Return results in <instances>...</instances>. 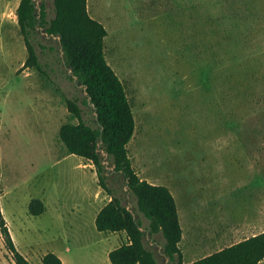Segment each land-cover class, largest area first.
<instances>
[{
  "label": "rangeland",
  "instance_id": "rangeland-1",
  "mask_svg": "<svg viewBox=\"0 0 264 264\" xmlns=\"http://www.w3.org/2000/svg\"><path fill=\"white\" fill-rule=\"evenodd\" d=\"M33 1L37 12L43 5L46 20L54 16L53 0ZM18 3L0 0L1 213L30 264L60 253L66 241L71 251L65 260L93 264L79 242L108 234L92 233L94 220L83 212L84 185L95 166L77 155L66 157L59 138L62 123L77 122L66 99H76L85 121L98 123L58 38L38 24L32 41L43 72L22 67L27 52ZM86 6L106 29L104 57L131 106V166L139 178L172 191L183 258L219 248L204 237L191 238L188 224H229L222 247L242 239L243 225L264 224V0H86ZM104 165L112 175L113 165ZM107 182L132 210L126 186ZM33 198H45L46 211L29 213ZM139 216L145 246L159 264H168L162 234L148 235V221ZM120 232L99 250L125 243ZM0 264H15L1 233Z\"/></svg>",
  "mask_w": 264,
  "mask_h": 264
},
{
  "label": "trees",
  "instance_id": "trees-1",
  "mask_svg": "<svg viewBox=\"0 0 264 264\" xmlns=\"http://www.w3.org/2000/svg\"><path fill=\"white\" fill-rule=\"evenodd\" d=\"M53 11L54 16L46 20L42 4L37 12L33 0H19L16 20L27 52L22 67L34 66L43 72L32 41L38 24L48 35L59 37V49H62L66 64L84 86L98 126L94 127L82 118L83 112L76 99L67 98V110L77 122L62 123L58 134L67 153L87 159L95 166L97 183L110 196L95 216V228L101 232L124 231L126 234L127 241L109 251L110 263L159 264L153 251L144 244L139 215L148 221L145 226L148 235L162 234V249L168 264H256L264 258L262 232L192 262H183L178 247L182 230L172 193L164 185L139 178L127 155L126 144L133 134L134 119L124 86L104 57L105 27L89 15L86 0H53ZM83 102L86 103L85 100ZM101 151L107 153L106 159L113 165L112 175L106 174ZM107 180L117 184L119 189L121 185L126 186L134 198L133 212L123 203L124 196L119 193L120 190L110 186ZM28 210L33 215L41 214L44 211L43 202L31 199ZM0 233L14 263L30 264L17 251L1 209ZM41 262L62 264L53 252L44 254Z\"/></svg>",
  "mask_w": 264,
  "mask_h": 264
},
{
  "label": "crops",
  "instance_id": "crops-1",
  "mask_svg": "<svg viewBox=\"0 0 264 264\" xmlns=\"http://www.w3.org/2000/svg\"><path fill=\"white\" fill-rule=\"evenodd\" d=\"M65 155H66V157H76V155L69 154L67 152ZM81 166L83 167V165H81ZM89 169H90V171H89L88 176H87L88 183L86 185H84L85 197H84L82 206H83V212L88 211L87 214H88L89 218L91 219V221H93L95 219L97 212L100 210V208L107 201L110 200V196L106 193L103 194L101 187L99 186V184H97L98 180H97V175H96L95 170H92L91 168H89ZM153 184H155V183H153ZM170 192L172 193L171 190H170ZM172 195H173V193H172ZM104 200H106V201H104ZM174 200H175V198H174ZM42 201H43V205H44V211H46V204L44 202V201H46V199L42 198ZM175 203H176V200H175ZM59 204H60L59 200L56 199V206L55 205L54 206L57 209V211H59V207H58ZM176 207H177V204H176ZM0 209L2 212L1 203H0ZM69 209L72 210L73 208L69 207ZM177 213H178V211H177ZM178 218H179V215H178ZM6 225L8 227L11 238L14 241L12 231L10 230L9 224L7 221H6ZM242 228H243V231L241 233V237H242L241 240L264 232V224H245L242 226ZM188 231L191 234V238L204 237L205 239L210 240V242H208L209 244L217 245L219 247L217 250H220L221 248H223L222 245L229 241L230 226H229V224H203V226H201V224H188ZM97 232H98V230L96 229L95 232H92V233L95 234ZM99 232L101 233V231H99ZM119 233L121 236L123 235V233L120 231L105 232L104 234H108V236H105V238L93 239V241H90V239L87 240L85 238H83L80 241L81 236H79L77 238V240L80 241L79 242V248L80 247L82 248V245L87 246L86 248H88L89 251L85 257H88V259H90L93 264H111L109 259H108V253L110 250H112L113 248L120 245L118 243V241L112 247H106V248L101 247L102 249H100V250L98 248L99 247L98 245L107 243L109 241L108 237L110 235L111 236L112 235L119 236ZM181 238H182V235H181ZM121 239L126 241V238L122 237ZM241 240H239V241H241ZM84 241H85V243H83ZM66 242H67V247H65L62 251H60V253L56 252L55 254L60 258L62 264H76L75 261L73 259L71 260L70 257H67V259L65 260V255L68 256L69 252L71 251L70 246L68 244V241H66ZM93 245L95 247H92ZM191 258L192 257H189V259L186 261L182 255V259H183L184 263H189V262L196 260V259H191ZM84 261H85V259H84ZM82 262L83 261L80 260V262H77V263L83 264ZM256 264H264V258H262Z\"/></svg>",
  "mask_w": 264,
  "mask_h": 264
},
{
  "label": "water",
  "instance_id": "water-1",
  "mask_svg": "<svg viewBox=\"0 0 264 264\" xmlns=\"http://www.w3.org/2000/svg\"><path fill=\"white\" fill-rule=\"evenodd\" d=\"M46 33V32H45ZM47 34V33H46ZM50 36H53V35H50ZM57 38L59 39V37L57 36ZM60 51H61V53H62V49L60 48ZM71 70V69H70ZM73 77L74 78H76V76L75 75H73ZM85 92V94H86V91H84ZM95 113V112H94ZM101 153L103 154V156H104V158H106V156H107V153L105 152V151H101ZM103 163H107V159H104L103 160ZM130 211L131 212H133L131 209H130ZM140 229L142 230V228L140 227Z\"/></svg>",
  "mask_w": 264,
  "mask_h": 264
}]
</instances>
